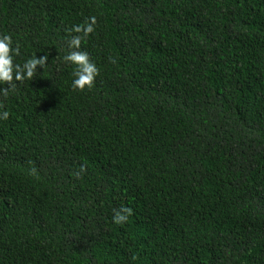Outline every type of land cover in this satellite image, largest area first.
I'll return each instance as SVG.
<instances>
[{
	"label": "trees",
	"instance_id": "1",
	"mask_svg": "<svg viewBox=\"0 0 264 264\" xmlns=\"http://www.w3.org/2000/svg\"><path fill=\"white\" fill-rule=\"evenodd\" d=\"M2 35L48 59L0 82V264H264V0H0Z\"/></svg>",
	"mask_w": 264,
	"mask_h": 264
},
{
	"label": "clouds",
	"instance_id": "2",
	"mask_svg": "<svg viewBox=\"0 0 264 264\" xmlns=\"http://www.w3.org/2000/svg\"><path fill=\"white\" fill-rule=\"evenodd\" d=\"M95 23V17H89L82 25L74 26L73 31L76 33L82 32L86 37L89 33L93 32ZM80 42L81 37L79 35L73 36L69 42L70 47L79 48ZM18 54L19 46L12 47L11 37L9 35L0 36V82H11L13 80V75H15V79L18 81L29 79L33 77L36 65L39 64L43 67L45 61L48 59L47 55L39 59L37 57H31L25 60L23 65H13V57ZM64 59L75 65L72 87L78 90H84L85 87L90 88L98 70L96 65L90 61L88 54L83 51H71ZM14 67L16 69L15 72L13 71ZM11 87L12 85L9 84V88ZM0 91L7 94L8 89H0ZM7 117V111L0 113V119H7ZM130 214V208H122L120 212L113 216V220L117 224L123 223Z\"/></svg>",
	"mask_w": 264,
	"mask_h": 264
}]
</instances>
